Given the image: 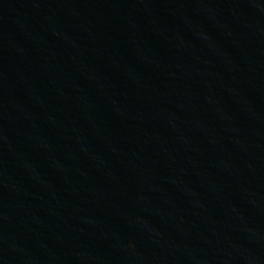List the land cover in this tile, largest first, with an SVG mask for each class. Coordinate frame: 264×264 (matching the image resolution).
I'll return each mask as SVG.
<instances>
[{"label": "water", "instance_id": "95a60500", "mask_svg": "<svg viewBox=\"0 0 264 264\" xmlns=\"http://www.w3.org/2000/svg\"><path fill=\"white\" fill-rule=\"evenodd\" d=\"M0 264H264V0H0Z\"/></svg>", "mask_w": 264, "mask_h": 264}]
</instances>
